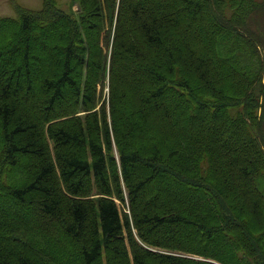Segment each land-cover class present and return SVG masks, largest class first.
<instances>
[{
    "label": "trees",
    "instance_id": "trees-1",
    "mask_svg": "<svg viewBox=\"0 0 264 264\" xmlns=\"http://www.w3.org/2000/svg\"><path fill=\"white\" fill-rule=\"evenodd\" d=\"M12 2L0 264H264V0Z\"/></svg>",
    "mask_w": 264,
    "mask_h": 264
},
{
    "label": "rangeland",
    "instance_id": "rangeland-1",
    "mask_svg": "<svg viewBox=\"0 0 264 264\" xmlns=\"http://www.w3.org/2000/svg\"><path fill=\"white\" fill-rule=\"evenodd\" d=\"M56 1H57L58 7L61 8L62 10H64L65 12L72 13L73 10H75L77 8V5L74 2H72V0H56ZM16 2L18 4H20V5H22L23 7L28 8V9H39L41 7V5H42V0H16ZM0 16H11V17H15L16 16L15 7H14V4H13L12 0H0ZM257 21L260 22L261 18L258 17ZM261 38L264 41V31L261 32ZM47 44H48V46L52 45V39L48 38V39H44L43 41L37 39V43H35L36 48L40 52H44L45 55L48 52V55H47V57H48L50 49L48 48L49 50L47 51V47L48 46L47 47L44 46V45H47ZM261 46H262L261 47L262 54H263V57H264V51H263L264 45L261 44ZM42 47L46 49V52L42 50ZM262 82H264V76L262 78ZM130 83L133 86V89H135L134 91L131 90L132 92L129 91L128 95L130 96V98L136 97V96H140L141 93H142L143 88L144 87L146 88L148 86V85H144V86H142L140 88L139 87L140 85H139L138 86L140 88L139 89L137 87L136 81L134 79H131ZM140 84H144V81H141ZM225 86L228 87V88L232 87L230 82L226 83ZM135 87H137V88H135ZM67 96L69 98L71 97L69 93H67ZM259 104H260V102H259ZM133 110H135V107H134ZM256 110H257V113L260 114L261 106L259 105L258 108H256ZM149 122H151L152 124H155V119L152 118ZM150 128H152V126H150ZM158 128L159 129L157 130V132H159V133H157L156 138L160 140V138L162 137V134L164 132H166L167 130H160V127H158ZM263 133H264V130H263ZM262 136H264V135H262ZM22 163L27 165V164H29V161L26 160V159H23ZM174 186H175L174 184H170V185L167 184V188L169 190H175ZM173 194H175V193L173 192ZM178 233H179V235L182 238L186 237V234L184 233V231L182 229H179Z\"/></svg>",
    "mask_w": 264,
    "mask_h": 264
}]
</instances>
